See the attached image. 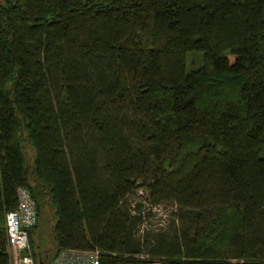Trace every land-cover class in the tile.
Returning <instances> with one entry per match:
<instances>
[{
    "label": "trees",
    "instance_id": "trees-1",
    "mask_svg": "<svg viewBox=\"0 0 264 264\" xmlns=\"http://www.w3.org/2000/svg\"><path fill=\"white\" fill-rule=\"evenodd\" d=\"M20 188L34 264H264V0H0V264Z\"/></svg>",
    "mask_w": 264,
    "mask_h": 264
},
{
    "label": "built area",
    "instance_id": "built-area-1",
    "mask_svg": "<svg viewBox=\"0 0 264 264\" xmlns=\"http://www.w3.org/2000/svg\"><path fill=\"white\" fill-rule=\"evenodd\" d=\"M35 205L23 188L16 190V207L4 216L6 253L10 264H34L28 232L35 225ZM52 264H98L96 252L64 251L57 254Z\"/></svg>",
    "mask_w": 264,
    "mask_h": 264
},
{
    "label": "rangeland",
    "instance_id": "rangeland-1",
    "mask_svg": "<svg viewBox=\"0 0 264 264\" xmlns=\"http://www.w3.org/2000/svg\"><path fill=\"white\" fill-rule=\"evenodd\" d=\"M200 65V58L198 55L194 54H188L186 57V71L189 72L191 67L195 68ZM140 200H138L135 195L130 197L128 199V202L131 205H134L136 203H139ZM142 213H146L148 216L144 219V224L150 225L152 227H156L161 224H165L171 219L173 208L169 205H160L156 207L149 206L147 204H143ZM41 230H40V237L41 239L46 242V247H52L51 245V237L49 235V225L48 222L45 224H41ZM52 255V252L50 253ZM49 254V256H50ZM51 257V256H50Z\"/></svg>",
    "mask_w": 264,
    "mask_h": 264
},
{
    "label": "water",
    "instance_id": "water-1",
    "mask_svg": "<svg viewBox=\"0 0 264 264\" xmlns=\"http://www.w3.org/2000/svg\"><path fill=\"white\" fill-rule=\"evenodd\" d=\"M137 197L143 198L145 201H147V193L143 190H139L136 192Z\"/></svg>",
    "mask_w": 264,
    "mask_h": 264
},
{
    "label": "crops",
    "instance_id": "crops-1",
    "mask_svg": "<svg viewBox=\"0 0 264 264\" xmlns=\"http://www.w3.org/2000/svg\"><path fill=\"white\" fill-rule=\"evenodd\" d=\"M9 258V257H8ZM9 264H10V262H9Z\"/></svg>",
    "mask_w": 264,
    "mask_h": 264
}]
</instances>
